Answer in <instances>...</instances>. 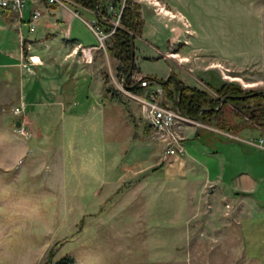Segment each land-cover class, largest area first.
Segmentation results:
<instances>
[{
    "label": "rangeland",
    "instance_id": "rangeland-1",
    "mask_svg": "<svg viewBox=\"0 0 264 264\" xmlns=\"http://www.w3.org/2000/svg\"><path fill=\"white\" fill-rule=\"evenodd\" d=\"M135 1L145 27L135 40L131 83L149 76L213 97L222 83L264 94V0H158L163 12L156 0ZM29 2L43 17L46 3ZM124 4L109 0L104 8L109 16ZM31 15L21 31L0 25V55L10 58L0 56V264H264L261 239L250 247L245 240L240 195L222 190L214 176L220 168L207 179L190 158L200 153L187 152L189 138L183 157L166 159L168 143L127 94L109 35L98 42L85 24L76 26L89 41L82 47L98 48L88 63L80 45L65 56L58 44L43 48L37 41L47 21ZM20 34L32 45L21 44ZM151 83L166 107L191 120L175 129L182 138L192 127L213 126L184 115L162 84ZM214 122L226 127L215 130L224 138L264 152V139L235 136L248 128L264 133V120L228 104Z\"/></svg>",
    "mask_w": 264,
    "mask_h": 264
},
{
    "label": "crops",
    "instance_id": "crops-1",
    "mask_svg": "<svg viewBox=\"0 0 264 264\" xmlns=\"http://www.w3.org/2000/svg\"><path fill=\"white\" fill-rule=\"evenodd\" d=\"M44 6L46 9L43 10L42 19L45 18L47 21L44 25L47 30L39 34L40 39L37 41L39 44H43V48L51 44H58L57 51L62 56L70 52L75 54L78 51L79 45L89 43L84 33L76 28V26L82 27L84 24L91 29L99 42L100 37L93 30L97 24V19L94 23H90L81 16V13L85 12L97 17L93 12L81 7L71 6L70 4H66V6H50L44 4ZM157 6H161L160 1ZM32 9L29 8L26 11L22 20L14 13H8L3 18H0L1 27L12 26V28L21 31L22 26H28L27 23ZM50 30H55V32H49ZM23 41H26L28 45H32L33 43L20 34L21 44ZM62 42L66 43L65 46H62ZM93 46L97 45L93 44ZM7 51L10 52V50ZM0 56H2V53ZM3 58L10 59L5 55ZM38 58L41 60V57ZM211 124L213 126L204 124L207 128L194 130L192 129L193 127H188L190 128V133H188L190 137L184 138L185 140L189 138L188 146L190 148H186L187 152L188 149L190 151L197 149L198 153H200L198 159L192 156L190 158L196 161L198 165H202L201 167L204 170L206 169L204 173L207 179L208 176L214 173V167L216 168L218 166L220 173H214V176L218 179L217 182L222 187L221 189H228L230 193L240 195L239 203L243 206V212L245 214L244 227L248 233V238L245 240L250 247L251 245L257 246L256 242L261 239L259 244L261 247L260 254L264 258V152L258 151L246 142L224 138L216 133L215 130L223 133L226 129H218L214 121ZM235 136L245 138V140L252 137L256 140L264 139L263 131L258 128L242 129ZM192 138H195V142L192 141ZM259 160L261 161L259 162Z\"/></svg>",
    "mask_w": 264,
    "mask_h": 264
},
{
    "label": "trees",
    "instance_id": "trees-1",
    "mask_svg": "<svg viewBox=\"0 0 264 264\" xmlns=\"http://www.w3.org/2000/svg\"><path fill=\"white\" fill-rule=\"evenodd\" d=\"M78 6L85 9L95 11L99 9L97 15V24L103 32H112V23L105 11L104 3L109 0H71ZM124 1V8L120 19V26L116 28L115 32L110 36L112 46L109 51L110 54L116 58L121 64L120 68L124 73L126 80V87L133 92L140 93L142 88L138 83H131V71L134 68V54L136 40L142 36L145 21L141 13V7L135 0H117V2ZM106 18V19H105ZM142 81H156L163 85L166 97L171 99L175 108L195 120L206 123L207 121H216L219 123L224 106L232 105L236 109L241 110L251 119L264 120V103L260 104V99H264V94H256L254 91L245 92L240 86L231 83H222L219 87L213 88L216 96L213 97L207 90H201L196 87L188 86L181 83L174 84L172 80L166 81L164 79L151 78L144 76ZM166 81V82H165ZM181 90V93H180ZM225 103L220 107L222 100ZM180 101V105H178ZM216 108H219L216 110ZM256 111L258 112L256 113ZM255 115H258L256 118ZM245 121V120H244ZM264 126V125H262ZM226 129V127H224ZM45 264H71L68 259H62L55 263L48 261Z\"/></svg>",
    "mask_w": 264,
    "mask_h": 264
},
{
    "label": "built area",
    "instance_id": "built-area-1",
    "mask_svg": "<svg viewBox=\"0 0 264 264\" xmlns=\"http://www.w3.org/2000/svg\"><path fill=\"white\" fill-rule=\"evenodd\" d=\"M30 0H0V15L7 13H17L20 15V19L24 18L23 12L29 9ZM50 6H65V0H40ZM124 5L122 7V10ZM122 10L120 12L116 11L113 7L111 8L109 17H111L110 22L112 23V32L108 33L109 37L115 32L116 28L120 26V19L122 15ZM32 20H39L42 17V13L38 9H32ZM113 14V15H111ZM106 19V18H105ZM115 19L116 21H114ZM113 20V21H112ZM32 21V23H33ZM94 32L101 38L103 31L98 27L94 26ZM102 39V38H101ZM81 51L86 62L90 63L93 61V51L98 49L97 47H82ZM139 86L142 88H147L149 91L146 95L139 93L127 94L134 100L138 101L142 106L143 113L142 119L146 125H148L153 132V135L166 141L165 156L169 160L171 158L183 157L185 155V149L183 147L184 138L176 132V128H182L183 124L191 123V120L184 118L181 114H177L173 109L166 107L163 103V90L154 89L151 87L154 84L150 81H142ZM134 93V92H133ZM142 95V96H140ZM20 110H18V113ZM21 113V112H20ZM19 113V114H20Z\"/></svg>",
    "mask_w": 264,
    "mask_h": 264
},
{
    "label": "water",
    "instance_id": "water-1",
    "mask_svg": "<svg viewBox=\"0 0 264 264\" xmlns=\"http://www.w3.org/2000/svg\"><path fill=\"white\" fill-rule=\"evenodd\" d=\"M96 15H98V11L96 12ZM133 43L135 44V40H133ZM134 55H135V54H134ZM17 124L20 125L21 122H18Z\"/></svg>",
    "mask_w": 264,
    "mask_h": 264
},
{
    "label": "bare ground",
    "instance_id": "bare-ground-1",
    "mask_svg": "<svg viewBox=\"0 0 264 264\" xmlns=\"http://www.w3.org/2000/svg\"><path fill=\"white\" fill-rule=\"evenodd\" d=\"M160 8H159V10L161 11V12H163L164 10H163V7L162 6H159ZM96 26V25H95ZM92 56H93V54H92Z\"/></svg>",
    "mask_w": 264,
    "mask_h": 264
}]
</instances>
